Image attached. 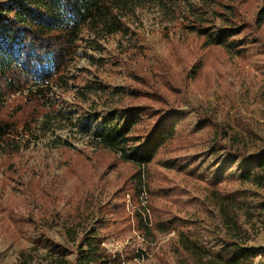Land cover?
<instances>
[{"label":"trees","instance_id":"trees-1","mask_svg":"<svg viewBox=\"0 0 264 264\" xmlns=\"http://www.w3.org/2000/svg\"><path fill=\"white\" fill-rule=\"evenodd\" d=\"M253 2H0V150L7 158L0 169L5 174L6 186L12 187L8 202L0 203V227L8 231L13 224L16 230L9 235L18 240L24 235L25 227L32 223L41 229L50 225L46 215L39 220L33 211L18 217L16 210L22 197L18 200L14 197L27 190V200L52 205L55 197L50 193L61 186L62 177L47 180L42 172H34L25 182L23 175L29 170L24 172L22 167L7 161L20 152L21 136L27 134L39 118L57 110L61 96L56 89L63 91L65 87L69 91L73 87L76 77L70 74V64L80 42L85 41L87 34L93 39L91 44L118 35L126 39L133 19L140 25L143 23L137 11L156 6L162 20L176 21L185 35L194 36L187 42L176 41L171 57H165L140 34L132 51L122 50L121 58L114 62L132 74L124 98L126 123L110 129L107 121L105 128L97 129L95 164L83 149L64 147L65 174L79 179L76 215L71 217L72 225L68 230L76 243L69 250L74 253L72 264H135L133 259L139 256H128L131 246L117 252L106 248L105 231L114 235L139 233L159 264H255L257 256L250 244L251 233L244 224L252 222L257 210L243 187L248 183L264 187V149L247 155L245 149L234 146L237 140H233L226 152L231 157H241L246 164L239 180L222 169L215 172L213 179L202 180L194 169L188 168L186 161H177L178 155L187 151L198 136L193 132H176L179 117L183 115L184 119L191 111L188 92L192 82L202 77L209 80L211 70L226 58L248 63L249 46L257 43L264 46V36L259 34L264 29V0ZM254 11L255 16L245 17H250ZM141 42L146 45L141 46ZM123 43L121 40L119 47L131 46L130 42L128 46ZM186 43L190 46L184 56L181 48ZM180 44L183 45L179 47ZM205 54L210 60L207 64L203 62ZM20 92L22 98L9 105V97ZM184 104L189 108L181 109ZM110 117L109 121L114 120L113 114ZM199 125L213 145L221 144L227 133L211 114H205ZM102 166L117 171L120 186L110 200L95 208L98 201L95 193L99 187L96 172ZM172 171L178 174V182L170 179ZM180 186L185 191L193 190L197 207H190L189 202L183 200L178 193ZM143 193L148 196L147 206L141 201ZM126 194L131 197L128 208ZM46 209L48 207L44 212ZM93 213L109 216L105 230L83 227V221L94 217ZM53 214L60 218L57 212ZM37 247L32 249L37 250ZM32 262V255L24 254L22 264ZM50 264L70 263L63 256H57Z\"/></svg>","mask_w":264,"mask_h":264},{"label":"rangeland","instance_id":"rangeland-1","mask_svg":"<svg viewBox=\"0 0 264 264\" xmlns=\"http://www.w3.org/2000/svg\"><path fill=\"white\" fill-rule=\"evenodd\" d=\"M6 1L9 0H0V2ZM192 1L200 2V0ZM258 1L254 0L253 3ZM137 12H140L143 23L140 25L138 20L135 22L133 19L134 23L129 25L126 39L118 35L91 44L93 39L88 34L85 36V41L80 42L77 54L70 64V74L76 77L73 87L69 91L65 90V87L63 91L56 89L57 94L61 96L57 101V110L39 118L31 130L21 136L20 152L12 157L11 161H7L22 167L20 169L24 172L29 170L23 175L25 182L29 181L32 173L42 172L47 180L62 177V184L50 193L51 197H55V203L52 205L47 202L35 204L27 200L29 197L27 190L18 193L22 195L14 197L17 200L22 197L20 206L16 210L18 217L33 211L35 218L39 220L46 215V222L50 225L41 229V226L32 223L25 227L24 235L18 240L9 235L12 230H16L13 224H10L8 231L0 227V264H22L24 254L32 255V264H50L57 256H63L70 264L73 263L74 253L69 250L76 243L72 241L68 230L72 225L71 217L76 215L75 209L78 205L76 183L79 179L69 178L65 174L67 165L62 155L64 147H72L74 150L83 149L85 154L93 159L92 164H95L97 129L105 128L107 121V128L110 129L126 123L127 104L124 98L132 74L114 62L121 58L122 50L127 53L132 51V46L138 44L140 34L146 36L157 52L165 57H171L176 41L187 42L188 38L194 36V34L185 35L176 21L171 23L162 20L156 6L146 7ZM255 14L256 11L250 17H245L252 18ZM259 34L264 36V29ZM121 40H124L123 44L127 46L130 42L131 46L119 47ZM145 45L146 42H141V46ZM182 45L180 44L179 47ZM189 46L187 43L182 46L181 53L184 56H187ZM248 53V63L237 58L234 61L226 58L219 62L218 67L211 70L209 80L202 77L190 85L188 99L191 103V111L184 116V119L183 115L179 117L176 132L178 134L193 132L198 139L187 151L178 155L177 161H186L188 168L194 169L197 177L202 180L213 179L215 172L221 169L239 180L246 164L241 157L234 158L226 152L233 140H237L234 146L245 149L247 155L264 149V46L261 43L251 44ZM202 57L205 64L210 62L208 54ZM21 95V92L11 95L8 104L20 100ZM120 98L123 100L120 101ZM187 108L189 106L186 104L181 107V109ZM113 111L115 113H112ZM110 114L114 115L112 121H109ZM205 114L216 116L217 121L227 130L219 145H213L211 138L199 125V120ZM5 155L0 150V166L7 159ZM252 162L255 163V160ZM169 176L170 179L178 182L176 172H170ZM118 178L116 170L110 171L105 167L98 169L96 180L99 187L95 193L98 201L95 208L98 204L110 200L111 195L114 196L113 193L120 186ZM6 182L5 174L0 169V203L3 204L8 202L12 191V187H7ZM243 190L257 210L252 222L245 223L244 226L251 233L250 244L254 246L257 256L255 264H264V187L260 188L248 183ZM189 191L192 196L188 195ZM178 193L183 196L184 201L189 202L190 207H197L195 201L197 195L191 188L185 191L180 186ZM125 200L126 207H130L129 194H126ZM141 201L147 206L146 193L142 194ZM83 206L87 205L83 204ZM46 207L48 209L44 212ZM53 212H57L60 218H55ZM148 213L150 214V211ZM109 220L108 215L103 217L94 215L83 221V227L103 231L107 228ZM1 223L2 221L0 226ZM105 235L106 241L103 244L109 251H122L127 246H131L130 251L127 252L128 256H139L133 259L135 264H159L139 233L132 231L125 235H114L105 231ZM205 236L208 238L207 235ZM34 246H38L37 250L32 249Z\"/></svg>","mask_w":264,"mask_h":264}]
</instances>
